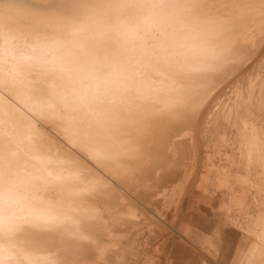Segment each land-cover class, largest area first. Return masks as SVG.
I'll return each mask as SVG.
<instances>
[{
	"label": "bare ground",
	"instance_id": "6f19581e",
	"mask_svg": "<svg viewBox=\"0 0 264 264\" xmlns=\"http://www.w3.org/2000/svg\"><path fill=\"white\" fill-rule=\"evenodd\" d=\"M4 37L60 42L57 55L65 64L101 62L111 72L107 96L75 112L39 102L53 90L71 96L77 85L64 74L44 82L25 68L20 78L27 76L29 86L0 82V126L10 133L0 135V189L15 186L24 197L0 203V216L18 218L0 224V248L15 264L80 258L63 251L97 244L101 229L140 231L135 221H146L155 200L169 203L176 214L188 187L215 200L217 218L209 227L239 213L231 216L232 225L246 229L253 243L237 264H264L259 87H250L251 94L235 91L225 102L198 91L223 87L260 63L264 55H254L264 49V0H0ZM34 118L55 129L66 146L49 138ZM205 124L208 132L198 138ZM184 163L185 177L170 188ZM125 180L138 184L144 211L128 206L119 192ZM193 190L191 198L198 196ZM121 202L126 209H119ZM41 215L56 220L45 225L35 219ZM162 227L146 240L154 245Z\"/></svg>",
	"mask_w": 264,
	"mask_h": 264
},
{
	"label": "snow or ice",
	"instance_id": "6c2138e0",
	"mask_svg": "<svg viewBox=\"0 0 264 264\" xmlns=\"http://www.w3.org/2000/svg\"><path fill=\"white\" fill-rule=\"evenodd\" d=\"M60 46V42L56 41H19L12 37L0 38V82L12 81L22 87L29 86L30 81L26 79L27 76L20 78L25 68L35 70L29 72L28 76L34 74L44 82H47V77L51 74L61 73L77 85L73 88L71 96L61 95L53 90L51 95L42 98L40 103L54 108H67L75 112L88 109L90 105L103 100L108 94L107 84L111 75L108 66L101 62H93L84 66H69L57 55ZM49 87L54 88V85H49ZM8 134L10 133L0 126V135ZM36 178L43 179V177ZM23 199L24 197L15 186L0 189V203L5 206L9 203L17 204ZM17 219L14 214L2 215L0 224L13 225ZM19 219H24V217ZM35 219L45 225L56 220L51 215L35 216ZM0 264H15L7 249L0 248ZM28 264H56V262L49 261L47 257H41L29 261Z\"/></svg>",
	"mask_w": 264,
	"mask_h": 264
},
{
	"label": "rangeland",
	"instance_id": "374dc122",
	"mask_svg": "<svg viewBox=\"0 0 264 264\" xmlns=\"http://www.w3.org/2000/svg\"><path fill=\"white\" fill-rule=\"evenodd\" d=\"M261 55H264V49L262 51H260L259 53L257 52L254 56L255 57L256 56L262 57ZM245 69H246V67H245ZM239 73H242V72H237V74H239ZM235 75H233V77H231L229 79V81H227L226 85L223 87H203L202 90H198L201 93L200 94L201 97L203 98V96H205L209 92H214L215 98L219 99V97H221L225 102L226 99L231 96V94H235V91L242 93V94H245V93L251 94L250 87H259L260 91H259V93L257 91L255 96L257 95V97H258V95H260L261 100L264 102V56H263L262 60L260 61V63H258V65L255 68L249 69L244 74H241L239 76H235ZM237 79H239V81H240L238 85L235 83ZM231 85H232V87H231ZM237 86H240V87H237ZM228 95H230V96H228ZM257 97L254 98V101L257 100ZM217 99H216V101H218ZM251 109H253V108H251ZM34 119L36 120V121L34 120L35 123L37 122L36 123V125H38L37 127L38 128L42 127L44 129V131L48 134L49 138L54 140L56 142V144H58L61 147L66 146V142L64 141L62 136L55 129L50 128L49 126L45 125L46 122H44L40 118L39 119L34 118ZM38 122L40 123V125L38 124ZM201 128L202 129L198 133H196V136L198 138H202V134L205 135L208 132V129L206 128V124L204 125V127H201ZM198 129H200V128H198ZM199 142H202V141L199 140ZM208 150L212 151L213 149L211 147H209ZM203 154H204V152H203ZM186 165H187V163H184V166L180 167V169L178 170V174H177V180L175 181V183L170 184V186H169L170 188L176 189L178 187L179 182H180L179 177L183 176V175L185 177V173L188 170V167ZM127 173H129V171H128V169H125L123 171L124 176H127L126 175ZM120 186H121V188H119V192L121 193V195L123 197H126V202L130 203L128 206H130V207H132V205L137 206L140 208L139 210L144 211L145 208L143 206V203L145 202V199H144V196L142 195V192L139 191L138 184L135 182L131 183L128 180H125L122 184H120ZM189 190H190V188L188 187L186 189L185 193L187 194V192ZM191 190H193V188H191ZM193 191L197 192L198 196L197 197L192 196V198H202V196L204 195L203 191L200 189L199 190H193ZM156 194H159V192ZM206 195H208V194L206 193ZM213 201H215V200H212L211 202H213ZM126 202H124V203L121 202L119 209H121V210L123 208L126 209L127 206H125V205L128 204ZM153 202H154V204H153ZM153 202L150 204V207L153 206L151 208L152 209L151 212L145 213L147 215L146 221L143 220V222L145 221V223H143L141 221L142 219L141 220L137 219L135 221L137 223L139 220V222L137 223L138 224L137 226L140 227V229H141L140 231H135L133 233V231H126V229H124V230H122L123 233H122V231H119V232L116 231V233H115L116 235H115L114 231H111L110 228L101 229L95 235L97 238V241H96L97 244H91L88 246H84L83 250H73V252L70 250L63 251L64 254H66V255H80V258H73V259L69 258V259H65V260L63 259L59 263H56V264H63L64 261H65L64 264H112L111 262H113V264H117V261H116L117 258L120 260L121 264H123V263L124 264H132V263L133 264H135V263L140 264L141 260L145 259V261H142L144 264L147 261L146 258H148V252L150 249L148 247L151 245V243L149 241H151L152 240L151 238L154 237L155 231H156L155 229L159 227V224H161L160 223L161 219L162 218L166 219V209L169 208V203L166 202L163 204L161 202V199H159L157 201L155 200ZM154 206L155 207L157 206L156 207L157 209ZM154 208L157 212L154 210ZM242 218H245V217H242ZM148 220H150V222ZM229 220L231 223H233V217ZM226 222H228V218L226 219ZM147 229H150V230H147ZM244 230H246V229H244ZM92 231H93V229H92ZM120 233H121V235H120ZM118 234H119V238H118ZM138 234H139V236H137ZM122 235H123V237H122ZM125 235H127V237H125ZM142 237H145V238H142ZM112 238H113V240H112ZM139 238L145 239V240L148 239L149 241L148 240H146V241L140 240ZM130 239H131L132 243L129 245L128 241ZM109 240L110 241L112 240V241L110 242ZM143 241H144V243H143ZM112 242H114V244ZM118 242H119V244H118ZM102 243H104L105 245H103ZM149 243H150V245H149ZM99 244H101V245H99ZM109 244H111V247L113 245L115 247L113 246V248L111 249ZM116 245H118V246H116ZM121 249H123V250H121ZM98 254H99V256H101L100 258L95 256ZM108 254L110 256H108ZM111 255L115 256L116 258L111 256ZM126 255H128V256L126 257ZM108 257H109V259H107ZM136 260H138V261H136Z\"/></svg>",
	"mask_w": 264,
	"mask_h": 264
},
{
	"label": "crops",
	"instance_id": "0c3cea01",
	"mask_svg": "<svg viewBox=\"0 0 264 264\" xmlns=\"http://www.w3.org/2000/svg\"><path fill=\"white\" fill-rule=\"evenodd\" d=\"M190 190L176 214L170 208L166 209L158 240L149 246L151 258L148 255L144 264H237L253 243L250 234L237 229L229 220L234 214L240 216L239 213H231L228 222H220L218 228L209 227L208 223L217 218L216 203L204 197L191 198ZM232 250L235 253H231ZM231 255L233 257H229Z\"/></svg>",
	"mask_w": 264,
	"mask_h": 264
}]
</instances>
